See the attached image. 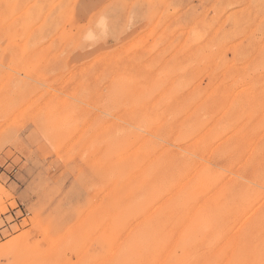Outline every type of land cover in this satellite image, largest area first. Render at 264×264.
Instances as JSON below:
<instances>
[{"label": "rangeland", "instance_id": "374dc122", "mask_svg": "<svg viewBox=\"0 0 264 264\" xmlns=\"http://www.w3.org/2000/svg\"><path fill=\"white\" fill-rule=\"evenodd\" d=\"M0 264H264V0H0Z\"/></svg>", "mask_w": 264, "mask_h": 264}, {"label": "bare ground", "instance_id": "6f19581e", "mask_svg": "<svg viewBox=\"0 0 264 264\" xmlns=\"http://www.w3.org/2000/svg\"><path fill=\"white\" fill-rule=\"evenodd\" d=\"M256 199V198H255ZM253 200H250L249 199V201H248V203H249V205H250V203L252 202ZM252 204H253V202H252ZM256 204V203H255ZM263 222V221H262ZM261 224V223H260Z\"/></svg>", "mask_w": 264, "mask_h": 264}]
</instances>
